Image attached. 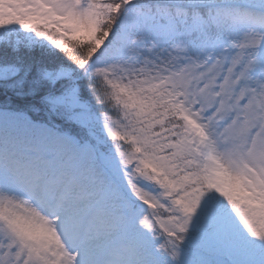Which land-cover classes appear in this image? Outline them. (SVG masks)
<instances>
[{
	"label": "snow or ice",
	"instance_id": "6c2138e0",
	"mask_svg": "<svg viewBox=\"0 0 264 264\" xmlns=\"http://www.w3.org/2000/svg\"><path fill=\"white\" fill-rule=\"evenodd\" d=\"M0 264H264V0H0Z\"/></svg>",
	"mask_w": 264,
	"mask_h": 264
}]
</instances>
